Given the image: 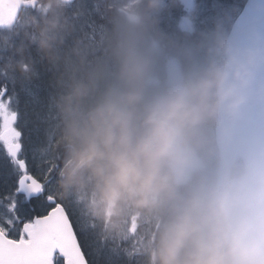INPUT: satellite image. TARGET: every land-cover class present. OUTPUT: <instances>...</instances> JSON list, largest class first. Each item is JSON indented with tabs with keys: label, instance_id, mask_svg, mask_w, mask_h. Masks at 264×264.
<instances>
[{
	"label": "clouds",
	"instance_id": "obj_1",
	"mask_svg": "<svg viewBox=\"0 0 264 264\" xmlns=\"http://www.w3.org/2000/svg\"><path fill=\"white\" fill-rule=\"evenodd\" d=\"M34 26L50 50L58 20ZM143 39L114 33L115 80L91 102L88 85L61 97L57 188L69 198L90 188L91 209L106 222L129 208L158 216L151 264H264V150L208 162L216 155L210 129L240 115L264 56L222 42L221 59L152 90Z\"/></svg>",
	"mask_w": 264,
	"mask_h": 264
},
{
	"label": "snow or ice",
	"instance_id": "obj_2",
	"mask_svg": "<svg viewBox=\"0 0 264 264\" xmlns=\"http://www.w3.org/2000/svg\"><path fill=\"white\" fill-rule=\"evenodd\" d=\"M196 2L204 13L219 0ZM255 11L251 5L242 6L240 19ZM183 14L178 9L174 16ZM0 89V167L7 173L0 188V264H99L105 247L106 264H138L134 244L122 249L110 247L96 234L94 238V225L85 221L76 202L57 195L59 164L50 155L47 130L44 143L34 144L30 138L26 142V114L19 110L18 99L13 107L6 86ZM44 157L50 158L43 162ZM94 239L102 246L96 247Z\"/></svg>",
	"mask_w": 264,
	"mask_h": 264
},
{
	"label": "trees",
	"instance_id": "obj_3",
	"mask_svg": "<svg viewBox=\"0 0 264 264\" xmlns=\"http://www.w3.org/2000/svg\"><path fill=\"white\" fill-rule=\"evenodd\" d=\"M80 1L81 0H77L72 4H66L64 11L61 12L59 14V16H58L59 9L57 7H55V5L53 7H51L48 10V12L45 14L35 13L36 11L32 10L33 13L31 14V16L26 18L23 22V25L27 26V31L25 32L26 35H24L25 33L22 34L23 32H19V28H20L21 24H19L18 26L16 25L15 28L8 30L10 35H13L14 38H18L16 40V42H14V44H9V45H11V47H13V49H19L20 47L24 48L25 54L28 53L33 58L36 57V60L39 57L38 63L39 64L41 63V65L39 67L33 61H32L33 62L32 63L31 60H29L27 57L23 60L16 58L17 61L16 60L14 61V63H15V67H13L14 69L9 67L8 65H7L8 66L7 67L6 63H0V86L8 87L10 92H11V88H10V84H9V83H11L10 77H5L2 73H5V75L9 76L12 73V71H14L13 77L16 80H17L18 74L29 73V72L33 71V68L36 69L39 73H41L43 67L45 65L49 64L51 59L53 61L58 59L57 55L61 56L60 59H62L64 62H66V64L69 65V68L67 70L66 69L64 70L63 68H60V69L58 68L57 77L56 76L53 77L50 74H40L39 80H42V81L40 82L39 80H35L38 82L37 83L38 85H35L36 87L34 86L35 81L33 82V84L30 85L31 92H29L25 95V100L30 97L32 92H34L36 98H41L42 102L40 103L39 107H36L34 109L35 110L34 112H32L33 111L32 110L28 113V117H29L28 121L29 122H27V120H26V125H22L23 130L25 132V141L26 142L29 141V138H28L29 137V130L34 129V128H32L33 123H31V119H35L34 114L41 115V117H43L45 115V113L48 112L49 114L54 115V117H57L60 114L58 104H59L61 97L64 95H67L70 91H73L75 88L78 87V86L75 87L76 86L74 84L75 82L80 83V81H85V80H83L84 79L83 76H85V78L87 79V76L91 75L92 77H94L93 75H96L95 82L94 81L92 82V84H95L96 86L91 87L93 89V93L89 97V102L94 100L96 98V96H98L102 91H104L106 89V87L115 80L116 73L118 71V62L116 59H114L112 57V56H114V53H113L112 47L110 46V43H109L110 42L109 36H111L110 30L114 29V33H116V32L120 33V32H122V29H124L126 33L133 31V32H143V36L147 35L146 39L143 42V45H141L140 47L144 52H146V54L148 55V58L150 59V62L152 61L151 65L154 64L155 66H157V68H155L153 66L154 69H152V75L158 76L160 78H162L160 71H163V72H166V71L162 66V60L160 58V54H158V51L157 52H151L150 51L151 43H153L154 40H158L160 37L162 40L164 34H166L167 31L169 32V35L171 37V41H170V44H168L169 42H166V45L168 46V48L166 47V49L162 53V56L164 54L168 53L171 46L177 47V44L179 43V41L175 40L180 36V34L178 33V30H175L174 32L172 30V28L178 29V26L176 25V27H174V26L172 27L170 25V21H166L167 26H164V21H160L163 17H165L167 15L169 10L171 9L170 6L166 7L164 10H161V13L159 15H152V16H154L153 19L155 21H156V16H158L160 19L158 22H153V21L149 22V25L152 27H150V29H149L150 31L144 32V31H142V30H144V24L143 23H141V25H142L141 27L136 28L135 25H133L134 23H129L126 20V18H125V20H123L121 18V16H126V15H124L122 13L115 14L112 11H110L108 8L102 6L101 4L98 3V5H97V0H83L82 2H80ZM147 1L148 0H146V2ZM96 6H98V8ZM138 7H140L138 9V11H141V10L144 11V7L141 4H139ZM40 8L41 7H39V9ZM84 8H86V10L83 11L84 12V23L87 26H82V30L78 31L77 28L81 29V27L80 26L76 27V26L78 25V20H80L82 13H83L82 10ZM148 9H150V7ZM29 11L31 12V9ZM154 11H156V10H154ZM113 14L118 16L117 17L118 21H114L115 15H113ZM69 15H70V19H68V21L66 22L65 17H67ZM233 16H235V14L234 15L231 14L230 17H228L227 19H224V21L219 22V26H221V27L217 30L220 31V33H219L220 37H218L217 40H220V43L225 42V40H226L227 34L229 33V30L231 27V23L233 21V20H231L233 18ZM37 18H38V20H36ZM53 18L58 20V22H59L58 28H61L63 25H66L69 32H71L72 34L69 36L67 34L64 37L57 39V41H54L52 43V48L50 50H46L45 48H43L40 45L38 47L39 42L42 41L43 39H45V36L42 35L41 31L38 30L34 26V22H39V21H43L44 19H53ZM149 18H150V16H149ZM82 19H83V17H82ZM147 20L149 21L148 18H147ZM74 21H75V23H74ZM99 24L101 26H99ZM172 25H173V23H172ZM108 33H109V35H108ZM48 35H49V33H48ZM198 35L201 36L203 41H201V39L198 37ZM39 36H40V38H39L40 41H38ZM214 36L215 35L209 34L206 31H201L198 34H195L192 36V41H193L192 46L194 47V50H195L194 57L201 59V60H199V63H204V62L210 63V59L208 57L212 56V54H213L212 50H214V48H216V45L213 44ZM78 39H80V40H78ZM32 40L35 42L31 43ZM200 44H203L202 46H205V48L208 49V51H206L204 53L207 56H205V55L203 56L202 54L197 53V49L199 48ZM4 45H7V44H4ZM88 45H89V47H88ZM202 46H201V48H202ZM220 48H221V45L217 49H215V55H216L215 57H218V53H219ZM0 50L2 52V49H0ZM47 53H49V54H47ZM7 55H8V53H7ZM49 57H50V59H49ZM211 62H212V60H211ZM95 63H96V65H95ZM199 63L197 62V65ZM70 65L72 66L73 69H70ZM48 66L50 67L51 65L49 64ZM85 66H88L89 70ZM200 66L201 65H199L197 67H200ZM200 68L203 69L202 67H200ZM86 69L88 70V73L82 72V70L84 71ZM80 70H81V72H80ZM81 73L82 74L84 73V75H82ZM15 75H16V77H15ZM44 75H45V78H42V76L44 77ZM74 80H75V82H74ZM162 82L165 83V80H162L160 85H158V86L152 85L150 83L149 88L152 90L163 88L164 86H163ZM88 83L91 84V82H88ZM84 85H88V84L85 82ZM38 86H39L40 90L36 91ZM50 87H53V88H50ZM53 93H55V100H53L52 105L57 106V107L50 110L47 107L48 105L44 106V104H46V101H47V104L51 103L50 101L48 102V100H49V98L54 97ZM11 95H12V99L14 97L15 101L18 99L19 110L23 114V105L21 104L22 103L21 100H23V98L20 97V95L18 93H11ZM46 99H48V100H46ZM14 105H16V103ZM41 106H43V107H41ZM58 118L59 119H52L51 118L53 125H55V126H53V130L51 131V134L52 135L54 134L55 139H54V136H52L51 140L54 143L51 146L50 155L56 158V162H58V164L60 166V164L62 162L61 159H63L64 154L61 153L63 155L58 156L56 154V151H55V150H57V153H59L58 148L63 147L60 143L61 135L58 134V132H57L58 129L56 128L57 126L58 127L62 126V120H61L62 117H58ZM37 124L40 125V129H39L40 132H43V129H46L48 127L47 121L46 122L42 121L41 123L37 122ZM35 136L36 135H34V137ZM42 139H43V137L41 138V140ZM37 144H39V143H37ZM49 158L50 157H44L43 162H47V159H49ZM58 172H59V169H58L56 175H58ZM57 195L64 200L71 199V197L69 198V197L63 196L60 193L58 188H57ZM75 200L78 201L76 199V196H75ZM108 242H109V239H108ZM99 264H104L101 259H99Z\"/></svg>",
	"mask_w": 264,
	"mask_h": 264
},
{
	"label": "rangeland",
	"instance_id": "obj_4",
	"mask_svg": "<svg viewBox=\"0 0 264 264\" xmlns=\"http://www.w3.org/2000/svg\"><path fill=\"white\" fill-rule=\"evenodd\" d=\"M82 1L83 0H81L80 2H82ZM243 1L244 0H219V3L213 4L212 6H210V9L217 6V16L215 18H204V19H201L202 15L207 16V17H210V15L207 13V11L204 13L201 12L200 5L197 4L196 0H195L196 3L194 2L193 7L191 5L187 8L184 7L179 0H163L162 7H159L157 9H153V8L148 9L150 7L149 6V0L147 1V3H146V0H100V1L97 0V5L99 3L102 6L108 8L110 11H112L115 14L122 13V14L126 15V16H121V18L123 20H125V18H126V20L129 23H134L133 25H135L136 28L141 27L142 26L141 23L144 24L145 19L147 20V18L149 16H150V20L155 22V20L153 19L154 16H152V15H159L161 13V10H164L166 7L170 6L173 10L183 9L184 14L182 15V17H184V16L189 17V15H192L191 19L194 17L198 20V27L195 25V33L196 34H198L201 31H206L209 34L215 35L214 40H213V44L216 45V48H214V50H212V52H213L212 56L208 57L210 59V62H211V60L215 61V58H216L215 57L216 56L215 55V49H217L219 47L218 43H217V39H216V37H220V35H219L220 31L217 30L221 27V26H219V22L224 21L223 19H227V18H222V17H225L227 12H229V9H231L232 7H233V10H235L234 18H236L238 15H240L242 6L245 7V5H246V3H245L246 1H244V2ZM41 2L42 3L40 4L41 5L40 9H39V7L34 8L31 5L27 6L25 13H24V16H25L24 20L26 18H28L29 16H31V14L33 13L32 10L36 11L35 13L45 14L54 5H55V7H57L59 9L58 16L61 12L64 11L65 6L58 4L56 2V0H50V1L49 0H41ZM139 4H141L144 7V11L143 10L138 11V9L140 8V7H138ZM96 7L98 8V6H96ZM30 9H31V12L29 11ZM194 9H198V10L195 11ZM84 10H86V8H84L82 10V12ZM154 10H156V11H154ZM115 14H113V15H115ZM82 17H83V19H82ZM117 17L118 16L115 15L116 19L114 18V21H118ZM68 19H70V15L65 17V21L67 22ZM159 19L160 18L158 16H156V22H158ZM24 20L22 21L21 26L19 28V32H23L22 34H24L27 31V26L23 25ZM166 20L167 19L164 20V26H166ZM231 20H233V18ZM74 23H75V21H74ZM172 23H173V25H172ZM193 23L194 22L192 20V24ZM170 25L172 27L173 26L176 27V25L178 26V21L177 20H176V22L170 21ZM79 26L81 27V29L77 28L78 31L82 30V26H87L84 23V12L82 13L80 20H78V25L76 27H79ZM99 26H101V25L99 24ZM232 26H233V24H232ZM230 30H229V32H230ZM4 32L5 31L0 32V37L3 35L5 40H6L5 43L0 42V47L2 49V52L0 51V63H6V66L8 65L12 69H14L13 68V67H15L14 61L16 60V58L23 60L27 57L29 60H31V62L33 61L35 64H37L40 67L41 63L40 64L38 63L39 57L36 60V57L33 58L28 53L25 54L24 48H22V47H20L19 49H13V47H11V45H9V44H14V42H16V40L18 38H13V35H10L9 32H5V33ZM110 33H111V36H109V41H110V38L114 34V29L110 30ZM120 33H126V32L124 29H122V32H120ZM67 34L69 36L72 33L69 32L66 25H63L61 28H57V29L53 30V32L49 33V35H55L54 41H57V39L62 38L64 36H66ZM228 34H227V36H228ZM24 35H26V33ZM108 35H109V33H108ZM146 37H147V35H144V39H143L141 45H143V42L146 39ZM198 37L201 39V41H203L201 36L198 35ZM39 38H40V36L38 37V41H40ZM185 39H186V41H183L182 43L179 42L177 44V47H174L171 45L170 46L172 48L181 49L182 51H186L185 54L188 52V50L190 48H191V50H193L195 52L194 47L192 46V35H187ZM78 40H80V39H78ZM158 40H161V37ZM32 42H35V41L32 40L31 43ZM4 44H7L8 46L4 45ZM203 44H200L199 48L197 49V53H200L204 56L205 55L204 53L206 51H208V49L205 48V46H202ZM39 45L41 46V41L39 42L38 47H39ZM201 46H202V48H201ZM88 47H89V45H88ZM153 47H156V46H153ZM7 53H8V55H7ZM47 54H49V53H47ZM57 56H58V59H56L55 61H53L52 59L50 60V62L48 61L51 66L49 67L48 66L49 64L45 65L43 67L41 73H39L36 69L33 68V71H31L29 73L18 74L17 80L14 79V77H13L14 71H12V73L9 76L5 75V73H2L5 77H10V80H11V83H9L10 88H11V92H10L9 88L7 87L8 95L12 97L11 93H18L20 95V97L23 98V100H21V102H22L21 104L23 105V114L24 113L26 114L27 122H29L28 121V119H29L28 113L32 110H33L32 112H34L35 111L34 109L36 107H39L40 103L42 102L41 98H39L40 101H38V102L35 100L36 96H35L34 92H32L30 97L25 100V95L27 93L31 92L30 85L33 84V82L35 80H39L40 74H50L53 77L54 76L57 77L58 68L59 69L63 68L64 70L65 69L67 70L69 68V65L66 64V62H64L62 59H60L61 56H59V55H57ZM205 56H207V55H205ZM112 57L114 59H116L115 55ZM49 59H50V57H49ZM164 59H166V60L168 59L166 61L168 71L170 70L171 64H174L175 62L180 60V58H178V57L171 58V56H169V55H167V58L164 57ZM192 60L194 61V62H192V64L196 68H193L190 66L188 76H189V74L194 75L195 72H199L198 69H200V72H201L209 64L208 62L199 63L198 65H201L200 67L203 68V69H201L200 67L199 68L197 67V62H199V60H201V59L193 57ZM95 65H96V63H95ZM153 66H155V65L152 64V69H154ZM85 67H87V69L89 70L88 66H85ZM70 69H73L71 65H70ZM87 69L84 71L82 70V72L88 73ZM80 72H81V70H80ZM82 75H84V73ZM93 76L94 77H92L91 75L87 76V79L85 78V76H83L84 79L83 78L82 79L85 81H80V83L75 82V80H74V82H75L74 84L76 85V86L75 85L74 86L77 87L80 85H84L86 82L88 84V86H90V87L94 86L95 87L96 86L95 84L88 83V82L92 83L93 81L95 82L96 75H93ZM15 77H16V75H15ZM42 78H45V75H44V77L42 76ZM153 79H154V77H152V79H151L152 82H156ZM39 81L41 82L42 80H39ZM37 83L38 82L35 81L34 86L38 85ZM50 88H53V87H50ZM39 90L40 89L38 86L36 91H39ZM3 94L4 93H3L2 89H0V95H3ZM53 96L54 97L49 98V100L46 99V100H48V102L49 101L51 102L50 104H47V101H46V104H44V106L48 105L47 107L50 110L57 107V106L52 105L53 100H55V93H53ZM13 103L14 104L16 103L14 97H13ZM14 104H13V107L16 106ZM41 107H43V106H41ZM59 113H60V109H59ZM34 116H35V119H31V123H33L32 128H34V129L31 128L32 130H29V137L28 138H30L31 142H33L34 144L35 143L36 144L37 143L42 144L46 140L45 131L47 130L48 136H49V139L51 142V146H52V144L54 142L51 140V138H52V136H54V134L52 135L51 131L53 130V126H55V125H53L51 118L52 119H59L58 117H61V113L57 117H54V115L49 114L48 112H46L43 117H41V115H37V114H34ZM37 116H39L40 119H37ZM44 117H45V120L48 122V125H47L48 127L46 129H43V132H40V130H39L40 125L37 124V122L41 123L42 121H44V119H43ZM61 127L62 126L56 127L58 129L57 132L59 135L62 134L61 133V129H62ZM34 135H36V136L34 137ZM209 135H210V133H209ZM42 137H43V139L41 140ZM54 139H55V136H54ZM214 146L215 145L213 144V147ZM55 151H56L57 155H63L64 154L63 147L58 148L59 153H57V150H55ZM61 153H63V154H61ZM41 159H42L41 156L39 154H37V160L40 161ZM62 160L63 159H61V161ZM6 181H7V173L2 167H0V188L3 187V185L5 184ZM83 190H84L83 193L82 192L80 193V191L74 192L71 196V199H69V200L75 201L77 206L79 207V209L83 213L85 221L91 225H94V232H95L93 234L94 238H95V234L102 241L106 238L111 239V237H112L113 238L112 243L118 247L120 246L119 244L121 241H125V243L127 245L126 248H128L130 245L134 244L135 245V251L139 254L138 264H148L146 261V258L151 259V247L153 245V242L155 239V234H156V233L154 234V233L150 232V236L145 237L147 231L150 229V227L152 225L151 214H148L147 212H142V211L136 210L134 208H129L123 214V216L121 217V219L119 220L118 223L106 222V221L100 219L99 217H97L91 209L90 202H91L92 197H93V195L90 193V192H92L91 189L86 188ZM75 196H76V199L78 201L75 200ZM139 217L143 218L144 221L139 220L137 222V219ZM155 217L158 218V220H159V222L157 223L158 229H159L161 220L158 216H155ZM140 229L143 231V233H141ZM94 244L96 247L102 246L99 243H97L95 239H94ZM113 244L108 243V245L110 247L113 246ZM107 256H108V251H107V248L105 247L104 251L101 254L99 259H101L103 261V263L106 264Z\"/></svg>",
	"mask_w": 264,
	"mask_h": 264
},
{
	"label": "water",
	"instance_id": "obj_5",
	"mask_svg": "<svg viewBox=\"0 0 264 264\" xmlns=\"http://www.w3.org/2000/svg\"><path fill=\"white\" fill-rule=\"evenodd\" d=\"M21 5L22 0H0V25H12ZM249 5L256 11L243 20L240 19L242 14L239 16L227 43L237 50H252L264 54V0H249L245 9ZM5 8L7 13H5ZM188 26L189 23H186L187 28ZM182 77L184 75L179 66H175L170 74V82ZM263 77L264 63L255 72L248 102L240 115L234 119H226L216 126L220 153L227 158L239 159L247 152L264 150V84L261 83Z\"/></svg>",
	"mask_w": 264,
	"mask_h": 264
},
{
	"label": "bare ground",
	"instance_id": "obj_6",
	"mask_svg": "<svg viewBox=\"0 0 264 264\" xmlns=\"http://www.w3.org/2000/svg\"><path fill=\"white\" fill-rule=\"evenodd\" d=\"M147 3V2H146ZM149 13V12H148ZM207 13L210 15V17H207V16H204V15H202V17H201V19H204V18H215L216 16H217V6H215V7H213L212 9H210V10H208L207 11ZM230 15H231V11H229V12H227V14L225 15V17H222V18H228V17H230ZM148 19H149V22H152V20H150V18L148 17ZM165 19H167L166 21H176L177 20V18L176 17H173V16H169V15H166L165 17H163L160 21H164ZM36 20H38V18L36 19ZM224 20V19H223ZM39 22H43V21H39ZM156 22V21H155ZM167 26V25H166ZM150 27H152V26H150L149 24H148V28H147V30L146 31H144V30H142V31H144V32H148V31H150L149 29H150ZM206 28V27H205ZM166 29V28H165ZM167 31V30H166ZM148 34V33H147ZM237 37H238V35H237ZM243 41H241V43H242ZM81 44V43H80ZM87 45V44H86ZM40 49V48H39ZM44 52V51H43ZM77 52V51H76ZM262 56H264V54L263 53H260ZM84 55V54H83ZM33 63V62H32ZM30 64V63H29ZM68 68V67H67ZM11 69V68H10ZM18 70V69H17ZM78 70V69H77ZM78 72V71H77ZM21 80V79H20ZM262 84H264V77H263V81L261 82ZM84 84V83H83ZM92 84V83H91ZM24 86V85H23ZM25 93V92H24ZM31 94V93H30ZM47 95V94H46ZM60 99V98H59ZM40 101V100H39ZM44 104V103H43ZM44 111V110H43ZM35 121V120H34ZM36 144V143H35ZM59 156V155H58ZM61 162V161H60Z\"/></svg>",
	"mask_w": 264,
	"mask_h": 264
}]
</instances>
